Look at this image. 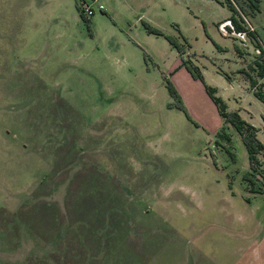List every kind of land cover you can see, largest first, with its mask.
Instances as JSON below:
<instances>
[{
	"label": "rangeland",
	"instance_id": "1",
	"mask_svg": "<svg viewBox=\"0 0 264 264\" xmlns=\"http://www.w3.org/2000/svg\"><path fill=\"white\" fill-rule=\"evenodd\" d=\"M227 2L0 0V264H264V153L206 90L264 144Z\"/></svg>",
	"mask_w": 264,
	"mask_h": 264
},
{
	"label": "trees",
	"instance_id": "2",
	"mask_svg": "<svg viewBox=\"0 0 264 264\" xmlns=\"http://www.w3.org/2000/svg\"><path fill=\"white\" fill-rule=\"evenodd\" d=\"M258 1L250 0V6L253 7L254 10H258ZM230 5L232 10V14L225 18L224 21L230 20L232 24V28L228 25L226 27L229 31H244L245 33H249L253 41L257 44L256 49H258V53L255 55L252 64H250V68L248 70H244L246 74L250 86L253 90L254 95L261 101L264 102V82H259L257 77H264V46L258 43L256 40V35L253 30L249 29V26L244 22L242 17L238 14V10L231 0L227 2ZM88 19V18H86ZM239 50V54H242V51ZM197 70V71H196ZM193 69V71L200 75L198 69ZM254 71V75L253 72ZM206 90L211 95V98L216 103L218 110L221 116L225 121L231 123L240 133L242 140L246 146L250 162L253 163L257 159V153H264V144L258 139L256 135L257 128L241 117L238 110H227L226 103L223 99L216 95V89L210 85H206Z\"/></svg>",
	"mask_w": 264,
	"mask_h": 264
},
{
	"label": "built area",
	"instance_id": "3",
	"mask_svg": "<svg viewBox=\"0 0 264 264\" xmlns=\"http://www.w3.org/2000/svg\"><path fill=\"white\" fill-rule=\"evenodd\" d=\"M81 7H82V10H83V12H84L85 17H90V15H92L93 12H94V8H93L92 6H90L89 4H87V3H83V4L81 5ZM102 7H103L102 4L98 5V8H99V9H102ZM228 22H229V23H227L226 21H223V22L220 24V25L222 26V28H223L225 31H227V29H226V25L232 27V24H231L230 20H228ZM225 24H226V25H225ZM236 34H237L238 36H240V37L243 38L245 32H244V31H238V32H236Z\"/></svg>",
	"mask_w": 264,
	"mask_h": 264
},
{
	"label": "bare ground",
	"instance_id": "4",
	"mask_svg": "<svg viewBox=\"0 0 264 264\" xmlns=\"http://www.w3.org/2000/svg\"><path fill=\"white\" fill-rule=\"evenodd\" d=\"M227 23H229L228 21H226Z\"/></svg>",
	"mask_w": 264,
	"mask_h": 264
}]
</instances>
